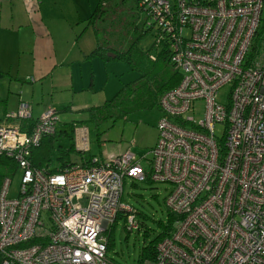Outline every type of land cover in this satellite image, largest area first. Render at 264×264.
Listing matches in <instances>:
<instances>
[{"label": "built area", "instance_id": "obj_1", "mask_svg": "<svg viewBox=\"0 0 264 264\" xmlns=\"http://www.w3.org/2000/svg\"><path fill=\"white\" fill-rule=\"evenodd\" d=\"M139 3L181 72L160 97L147 169L130 149L52 172L33 166L31 149L59 119L48 107L32 122L31 105L19 100L0 117V155L20 173L15 196L12 178L0 184V264H113L107 231L119 212L131 211L123 202L127 178L172 185L165 203L177 216L173 230L144 264H264V39L250 53L264 0ZM226 84L221 104L215 98ZM198 100L205 111L196 122L184 115Z\"/></svg>", "mask_w": 264, "mask_h": 264}, {"label": "rangeland", "instance_id": "obj_2", "mask_svg": "<svg viewBox=\"0 0 264 264\" xmlns=\"http://www.w3.org/2000/svg\"><path fill=\"white\" fill-rule=\"evenodd\" d=\"M40 2L44 24L53 33L56 45L60 49H64L71 43L73 44L75 38H78L76 36L82 30L83 32L85 30L81 35L82 39L87 37L91 39L93 37V29L91 26L86 25L84 19L91 15L96 6L100 5L102 9L106 10L105 21H96V26L100 29L99 33L101 36L104 34L110 36L112 43L119 44L125 49L131 40L136 37L132 26L128 27L127 23L135 21L139 31L144 30V33L138 39L139 49L154 56L160 51V46L156 43L157 29H147L151 21L148 20V25H145V13L137 9L134 0H125L123 2L121 0H107L104 5L100 4V0H40ZM118 3L123 4L118 5ZM18 36L16 30L14 32L6 31L4 33L5 43H0L2 49L10 52L13 49L15 50L12 44H14ZM18 55L20 54H17L16 57ZM61 72H63V68H58L53 78L54 82L60 79ZM138 76L139 73L125 62H122L121 68L116 73L119 86L122 82H130ZM31 77H20L9 81H5L3 77H0V93L1 90H6L7 86H9L6 103V108L9 111L6 112L17 109L20 96L33 108V116H39L41 102L46 103L45 101L48 102L52 98L55 105L49 104L46 107L49 106L57 112L59 119L57 130L69 132L71 129L70 123L73 120L87 118V114L80 111L81 108L86 104L88 106L104 101L103 98L96 96L97 93L91 96L90 92L85 93V91L83 93L77 92L76 94L69 92L63 96L62 92H60V87L53 91L49 82H44L43 80L31 81ZM99 77L97 78L99 80L98 86H101L105 78L104 73L102 72ZM230 90L231 86L229 84L222 86L217 92L216 101L221 104H227ZM37 96L39 98H35ZM59 96L64 98H59ZM42 98L43 101H41ZM61 99L66 102L65 105H60ZM193 106L194 110L188 111L184 116H191L196 122H199L204 118L205 103L203 100H198L194 102ZM3 110L0 104L1 115L4 112ZM162 114V110L157 105H154L150 109L134 110L125 119H118L115 122L110 120L102 122L98 126V130L101 132L99 141L96 140L97 132L91 122H83L80 127L76 128H86L88 148L85 149V154L94 155L96 158H105L111 154H121L125 150L130 149L135 153L136 157L141 159V165L147 169V159L151 158V153L148 152L156 143L158 136L157 123ZM214 132L218 137H221L224 133V125L217 123L214 126ZM57 143L64 148L69 146V141L65 136H59ZM145 153H147L146 158H144ZM70 158L77 163L81 161L80 155L74 152L70 153ZM19 183L20 173L17 170L9 184V196L16 195ZM171 188L172 185L170 183L132 181L130 178L125 180L123 202L138 212L136 214L137 220L143 221L148 229V235H143L142 228L137 231L133 229L134 227L131 229V227L127 226L125 229L124 219L119 217L112 235V248L107 250V256L116 264H138L137 261L142 247L162 232L161 224L167 225L169 223L170 211L166 206L165 199ZM128 214L127 217L129 216ZM125 220L128 224V218Z\"/></svg>", "mask_w": 264, "mask_h": 264}, {"label": "trees", "instance_id": "obj_3", "mask_svg": "<svg viewBox=\"0 0 264 264\" xmlns=\"http://www.w3.org/2000/svg\"><path fill=\"white\" fill-rule=\"evenodd\" d=\"M107 0H100V4H106ZM122 2L125 0H121ZM137 9L144 12L140 6L139 0H134ZM103 3V4H102ZM123 3H118L122 5ZM145 13V12H144ZM134 18V16H133ZM106 10L102 9L100 5L96 6L91 15L86 20V25L92 27L95 37V48L86 56L92 58L99 56L103 60H116L125 62L131 65L133 70L139 73V76L125 84L110 98L105 100L101 104L91 105L81 109L80 111L87 114L86 119L73 120L70 123V131L57 130L54 134L45 135L40 144L37 147L31 149L30 159L35 167H39L48 171L60 170L65 166L74 164L70 158V153L74 152L80 155V163L90 165L94 155L85 154L86 152L77 150L74 144V129L77 125L81 126L83 122H91L94 124L96 130V140L99 141L100 131L98 126L105 121L115 122L118 119H125L126 116L134 110L150 109L154 105L159 108V100L164 92L176 86L180 80L181 72L175 68L174 64L170 60L171 49L166 40H159V32L156 34V43L160 46V51L157 55H149L142 52L138 47V39L144 33V30L139 31L137 24L134 22H128V27L132 26V30L136 33L134 40L128 44V47L123 49L119 44L112 43L110 36L104 34L100 35V29L96 26V21H105ZM149 16L145 13V25H148ZM147 27L151 30L154 24L151 22ZM157 29V28H156ZM264 39V10H262L261 21L256 32V36L253 39L250 47V53L254 55V52L258 50L261 40ZM0 104L6 105L5 99H0ZM32 122L35 121L31 117ZM31 121H25L24 124H30ZM22 124V126L24 125ZM59 136H65L69 141L68 147H62L57 143ZM223 136V135H222ZM221 136V137H222ZM223 139V138H222ZM221 139V140H222ZM145 168V167H144ZM16 171V164L13 159L6 155H0V182L5 177L14 175ZM144 181H150L145 179ZM152 182V181H150ZM170 211V210H169ZM131 214L137 224L135 228L139 231L143 229V235H148V229L144 225L143 221L137 220L136 214L138 213L131 207ZM128 212L122 211L118 213L115 222L110 226L107 231L108 243L107 250L112 248L113 244V231L119 217L124 219L125 229L128 224L126 223ZM177 216L170 211L169 223L162 225V232L151 239L145 246L142 247L137 263L144 264L146 261L154 259L156 255V247L158 243L165 237L170 236L173 230V223ZM109 258V257H108ZM109 260L116 264L112 259ZM2 261V254H0V263Z\"/></svg>", "mask_w": 264, "mask_h": 264}, {"label": "crops", "instance_id": "obj_4", "mask_svg": "<svg viewBox=\"0 0 264 264\" xmlns=\"http://www.w3.org/2000/svg\"><path fill=\"white\" fill-rule=\"evenodd\" d=\"M40 3V0H0V43H5L4 33L6 31L16 30L19 35L12 44L15 48L12 52L4 51L0 46V77L9 81L32 76L31 81L49 82L53 91L60 87L63 96L69 92L76 94L85 91V93L90 92L91 96L97 93L96 96L103 98L104 101L110 99L123 84L127 83L122 82L120 86L117 83L116 73L121 68L122 62L112 59L105 61L99 56L87 58L86 56L95 48L96 37L94 34L91 39L90 37L82 39L81 35L85 30L76 36L78 38H75L73 44L60 49L56 45L53 33L44 24ZM86 20L87 18L84 19L85 22ZM17 54L20 55L16 57ZM58 68H63V72L60 73V79L54 82L53 78ZM102 72L105 76L104 82L98 86L97 78ZM8 90L9 86L0 93V99H5L6 103ZM59 98L64 97L59 96ZM19 100L24 99L19 96ZM45 102H41L39 113L49 107L46 105H55L52 98ZM65 103L61 99L60 105H65ZM86 105L83 108L97 104ZM1 106L4 109L3 114L9 111L6 105L1 104ZM2 115L0 114V117ZM37 117L33 116L32 108V118ZM76 127L74 129L75 148L85 152L88 148L86 128L77 129Z\"/></svg>", "mask_w": 264, "mask_h": 264}]
</instances>
